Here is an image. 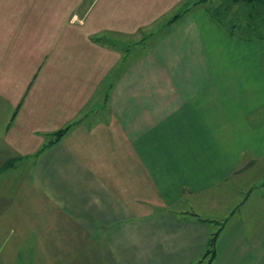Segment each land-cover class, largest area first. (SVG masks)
<instances>
[{
	"label": "crops",
	"instance_id": "0c3cea01",
	"mask_svg": "<svg viewBox=\"0 0 264 264\" xmlns=\"http://www.w3.org/2000/svg\"><path fill=\"white\" fill-rule=\"evenodd\" d=\"M213 2L0 0V264H197L227 229L219 264H264V40Z\"/></svg>",
	"mask_w": 264,
	"mask_h": 264
},
{
	"label": "rangeland",
	"instance_id": "374dc122",
	"mask_svg": "<svg viewBox=\"0 0 264 264\" xmlns=\"http://www.w3.org/2000/svg\"><path fill=\"white\" fill-rule=\"evenodd\" d=\"M212 7L210 8L218 20H220L225 27L230 29L234 35L243 39H262L264 40V0H253L249 3L232 4L226 0H213ZM256 202L253 201L251 205L247 206L246 213L251 214L256 219L255 211ZM236 229H227L223 236L216 244V259L213 260L220 262L226 261L230 246L236 244V237L239 235L235 232ZM239 232H242L238 230ZM219 250V251H218ZM221 250V253H220ZM206 261V260H205Z\"/></svg>",
	"mask_w": 264,
	"mask_h": 264
},
{
	"label": "trees",
	"instance_id": "16d2710c",
	"mask_svg": "<svg viewBox=\"0 0 264 264\" xmlns=\"http://www.w3.org/2000/svg\"><path fill=\"white\" fill-rule=\"evenodd\" d=\"M201 1H203V0H201ZM226 1H228L229 3H232V4H237L240 2L249 3V2H252L253 0H226ZM67 129H68V126L59 130V131L54 132L53 134H51L47 138V141L45 142L44 146L41 148L40 151H42V150L52 146L53 144L57 143L61 139V137L64 135V133L66 132ZM8 166L9 165L7 163V164H5L4 167L6 168ZM217 234L218 233L216 232V233L211 235V237L208 240L207 247L205 248L204 252L202 253L200 259L197 261V264H212L213 260L216 257L215 244H216V240H217Z\"/></svg>",
	"mask_w": 264,
	"mask_h": 264
}]
</instances>
